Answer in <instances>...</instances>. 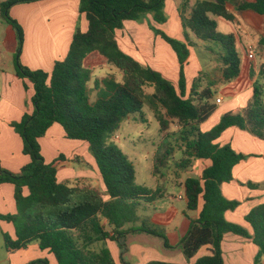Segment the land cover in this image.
I'll return each instance as SVG.
<instances>
[{
    "label": "trees",
    "instance_id": "1",
    "mask_svg": "<svg viewBox=\"0 0 264 264\" xmlns=\"http://www.w3.org/2000/svg\"><path fill=\"white\" fill-rule=\"evenodd\" d=\"M37 1L41 0H6L0 5L2 17L16 34L15 73L29 80L34 88L33 112L11 124L23 141V154L31 161L17 173L0 164V185H14L17 206L16 214H0V221L13 223L16 230L15 239L3 232L5 247L19 250L37 243L42 250L53 253L58 264H117L106 246L108 240L117 244L122 264H131L129 235L135 234L158 237L165 247L175 248L160 226L145 222L135 225L139 221L140 206L154 203L164 193L161 189L151 191L139 185L134 164L108 140L124 119L142 111L144 89L154 87L151 98L165 112L159 113L162 131H167L171 122L180 127L179 134L174 132L184 154L180 167L187 169L195 160L210 164L201 176L188 177L179 184L185 189L187 209L198 211V217L190 218L188 232L176 246L186 262L152 260L147 264H224L222 241L227 233L252 239L258 246L255 264H260L264 258V204L245 217L253 228L250 234L242 225L226 219V212L236 210L241 203L227 199L221 189L222 184L234 180V167L247 156L237 153L230 144L221 146L216 141L231 127L264 140V65L258 74L250 67V78L254 82L248 105L224 113L212 129L203 132L201 125L218 108L213 91L217 81L201 71L188 88L185 65L190 56V43L171 37L152 24L163 25L168 21L166 0H80L79 12L85 15L88 29L83 31L77 24L66 57L55 61L51 72L33 70L21 62L25 31L10 13L17 4ZM229 6L237 11L252 10L264 17V0H197L193 5L183 0L179 7L185 30L220 47L224 83L239 77L242 62L236 34L221 32L217 22L219 17L234 21L235 15ZM149 17L150 29L169 44L178 57V87L160 72L125 53L118 44L116 31L124 29L125 21L142 22ZM259 45L264 47V36ZM94 52L120 70L124 81H106L110 94L92 102L89 93L92 70L85 66V59ZM54 124L63 127L67 139L88 144L105 193L93 187L59 182L58 166L66 157L61 154L54 162L47 163L40 144V139ZM172 150L170 147L168 154ZM179 178L177 176V182ZM255 186L250 184L251 188ZM104 195L108 196L107 200ZM204 247H209L210 254L192 263ZM27 264L51 263L41 258Z\"/></svg>",
    "mask_w": 264,
    "mask_h": 264
},
{
    "label": "crops",
    "instance_id": "2",
    "mask_svg": "<svg viewBox=\"0 0 264 264\" xmlns=\"http://www.w3.org/2000/svg\"><path fill=\"white\" fill-rule=\"evenodd\" d=\"M182 1L166 0L168 21L163 25L154 22L152 24L169 36L190 43V56L185 65L188 88L191 87L194 79L201 71H206L214 80L216 78L213 73L214 71L217 72V84L213 87V91L215 101L217 98H221L222 101L212 116L201 125V130L206 132L220 121L224 113L243 109L251 100L254 80L250 78V67H253L258 74L261 66L264 65V47L259 45L260 39L264 36V17L252 10L237 11L234 6H229L230 12L235 15L234 21L221 17L217 18L218 26L221 24L223 32L236 34L242 59L239 77L224 83L221 81V62H218L217 58L206 55V52L211 50L212 45L210 44L212 43L198 39L190 30L183 28L179 12ZM196 1L190 4L193 5ZM79 3L80 0H41L26 3L22 5L24 7L15 5L11 8L10 13L18 19L25 31V43L21 54V62L25 66L33 70L43 69L51 72L55 61L66 57L78 21L81 22L83 31L88 29L85 15L79 12ZM149 21L151 23L150 17L142 22L125 21L124 29L116 31L118 44L125 53L143 65L150 66L160 72L178 87L180 79L178 57L171 46L150 29ZM219 30L222 31L220 26ZM129 31L132 36L130 41ZM7 40L10 43L8 47L10 54L14 59L17 40L13 29L8 30ZM195 47L202 49L201 55L195 51ZM250 47L256 51L253 59L248 57ZM92 54L87 58H91L94 64L86 66L92 70V80L89 85L94 84L95 88L101 92L107 88L105 82L108 80L124 81V74L120 70L121 75L116 71L113 72L112 69L110 72H106L105 63L103 64L99 58ZM1 57H3L2 52H0V164L2 167L17 173L31 161V158L23 154V141L11 127V124L21 121L26 113L33 112L34 107L31 99L34 95V88L29 80L21 79L16 75L13 62L11 67L5 69ZM214 63L217 64L213 65ZM210 123L211 125H209ZM216 142L221 146L230 144L237 153L247 156L234 167V180L222 184L221 189L227 199L241 203L236 210L226 212V219L229 222L242 225L250 234H253V228L245 220V217L252 209L264 204V140L237 127H231ZM40 144L47 163L54 162L61 154L66 157V160L60 162L58 166L59 182L71 186H89L105 193L106 190L99 169L94 157L88 153L89 149L86 142L67 139L63 127L60 124H54L40 139ZM197 162H199V176H201L203 169L210 162L195 160L192 166ZM183 181L184 179L179 178L177 184L179 185ZM250 184L256 186L251 188ZM28 193L26 188L25 194ZM104 197H106L105 200L108 199L107 195ZM179 198L183 199L184 197L180 196ZM185 202L187 206L186 198ZM15 213H17L15 187L9 183L1 184L0 214ZM194 213L195 216L192 219L198 217V211H194ZM175 219L176 214L169 216L167 214L166 222L154 220L153 223L164 229L167 237H169L167 227L169 230L170 227L171 230L176 228V226L172 227ZM103 222L107 224L106 220ZM0 225L3 232L8 233L14 239L16 238L13 223L0 221ZM135 235L150 236L139 244L129 246L131 251L129 255L132 256L131 254L137 253L142 261L140 264H147L152 260L174 262L175 258L170 253L172 248L165 247L162 239L148 234ZM151 237L158 238V244H155L156 241H152L155 239H150ZM106 246L110 249L117 264H120L118 262L120 250L117 244L108 240ZM6 250V258H2L0 262L27 264L33 260L47 258L51 264H58L54 254L48 250H42L37 243H32L19 250H8L7 248ZM222 250L224 264H255L258 246L250 238L227 233L222 241ZM163 251L171 255L168 260L160 254ZM208 254H210L209 247H204L191 262L194 263L198 258ZM177 255L182 257L180 263L186 262L180 249H178ZM260 264H264V258Z\"/></svg>",
    "mask_w": 264,
    "mask_h": 264
},
{
    "label": "rangeland",
    "instance_id": "3",
    "mask_svg": "<svg viewBox=\"0 0 264 264\" xmlns=\"http://www.w3.org/2000/svg\"><path fill=\"white\" fill-rule=\"evenodd\" d=\"M2 1L6 0H0V5ZM189 1L192 3L195 0ZM24 4L26 3H20L17 5L24 7L22 6ZM78 24L81 26L80 21H78ZM219 26L222 30L221 32H223L224 30L221 24ZM11 29V26L4 20L0 13V52H2L3 57H1V60L5 69L11 67L13 62V57L8 48L10 43L7 40L8 30ZM131 39L132 36L129 31V41ZM210 45H212L211 50L206 52V55L217 58V61L221 62L219 59L220 53L222 52L220 47L215 44ZM195 51H197L199 55L203 52L199 47H195ZM92 55L99 58L103 64L105 63L106 72H110L112 69L113 72L116 71V73L121 75L120 71L113 65L109 64L99 53L94 52ZM93 64L91 58L85 59V66H92ZM216 64L217 63H214L213 65ZM213 76L218 79L217 72L214 71ZM209 78L211 77L209 76ZM108 87L111 88L112 85L110 84ZM154 90V87H146L144 89L146 96L143 97L145 102L142 111L135 112L128 118L124 119L119 127L109 135L108 140L117 145L134 164L136 170V182L139 185L151 191H156L157 189L163 191L164 196L159 197L154 203H143L140 206L137 213L139 221L136 222L135 225L141 226L145 222L151 226L157 227L158 225L153 223L154 220L166 222L167 214L168 216L176 214V219L172 223V227L176 226V228L171 230L170 227L169 230V227H167V234L171 244L175 247L170 249L171 255L175 258L174 262L180 263L182 257L177 255L178 248L176 246L179 244L180 239L183 238L182 236L187 233L190 226L189 218H193L195 213L194 211L187 209L185 202V189L183 184L178 185L176 183L177 176H180L184 181L188 177L199 176V162L187 169L180 167V162L184 158V154L183 150L178 146V143H180L178 141V136L174 133L177 132V134H179L178 130L180 127L176 122H171L168 126V130L162 131L159 113L161 112L164 114L165 112L151 98V94L154 93ZM109 91L110 89L106 88L100 92L95 88L94 84L89 85L90 99L92 102L110 94ZM164 116L166 117V115ZM167 119L169 118L167 117ZM209 125H211V123ZM202 131L205 132L203 129ZM170 147H172L173 150L168 154V149ZM88 153L91 155L89 151ZM86 167H89L87 163ZM180 196H183L184 198L180 199ZM147 237L150 236L129 235V245L133 246L139 244V242H142V240L144 241ZM150 239H155L152 241H156L155 244H158V238L151 237ZM6 251L3 231L0 225V261L2 258H6ZM160 254L164 259L167 258V260L168 257L170 258L171 256L164 251L160 252ZM131 255L132 256L128 255L131 264H140L142 262L137 253ZM118 262L122 264L121 260ZM0 264H9V262L4 261L0 262Z\"/></svg>",
    "mask_w": 264,
    "mask_h": 264
},
{
    "label": "built area",
    "instance_id": "4",
    "mask_svg": "<svg viewBox=\"0 0 264 264\" xmlns=\"http://www.w3.org/2000/svg\"><path fill=\"white\" fill-rule=\"evenodd\" d=\"M255 54H256V51L253 47H250L249 48V51H248V57L249 59H253L255 57ZM222 99L221 98H217L216 99V103L219 104L221 103Z\"/></svg>",
    "mask_w": 264,
    "mask_h": 264
}]
</instances>
